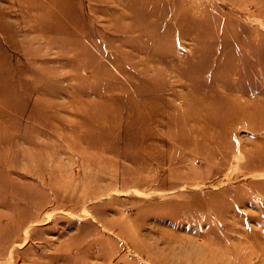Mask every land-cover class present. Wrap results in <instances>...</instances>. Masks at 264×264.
Masks as SVG:
<instances>
[{
    "label": "rangeland",
    "instance_id": "1",
    "mask_svg": "<svg viewBox=\"0 0 264 264\" xmlns=\"http://www.w3.org/2000/svg\"><path fill=\"white\" fill-rule=\"evenodd\" d=\"M0 264H264V0H0Z\"/></svg>",
    "mask_w": 264,
    "mask_h": 264
},
{
    "label": "bare ground",
    "instance_id": "2",
    "mask_svg": "<svg viewBox=\"0 0 264 264\" xmlns=\"http://www.w3.org/2000/svg\"><path fill=\"white\" fill-rule=\"evenodd\" d=\"M138 47V46H137ZM134 48V47H133ZM136 48V47H135ZM138 50V49H137Z\"/></svg>",
    "mask_w": 264,
    "mask_h": 264
}]
</instances>
